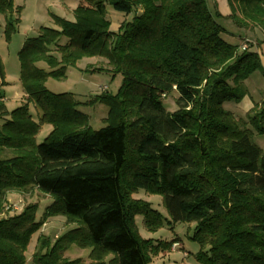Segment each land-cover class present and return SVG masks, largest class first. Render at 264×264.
Masks as SVG:
<instances>
[{
  "label": "trees",
  "instance_id": "trees-1",
  "mask_svg": "<svg viewBox=\"0 0 264 264\" xmlns=\"http://www.w3.org/2000/svg\"><path fill=\"white\" fill-rule=\"evenodd\" d=\"M227 1L237 28L264 32V0ZM102 3L125 16L116 30ZM14 11L13 0H0V12ZM54 19L57 29L41 27L19 52L24 97L39 121L28 104L7 109L0 60V153L12 154L0 159V264H26L32 236L58 216L74 227L38 238L32 264H86L65 257L72 246L89 250L87 264H152L176 240L138 235L137 217L150 231L165 220L133 197L140 189L163 197L169 224H195L199 264H264V151L224 108L241 100L261 53L226 42L208 0H80L73 21ZM84 58L106 65L91 72L123 78L115 95L89 101L108 108L100 130L74 94L45 86ZM172 93L178 108L168 112L163 96ZM250 123L264 132V98ZM44 124L52 130L37 143ZM32 188L53 198L42 220L36 204L7 216V195Z\"/></svg>",
  "mask_w": 264,
  "mask_h": 264
},
{
  "label": "rangeland",
  "instance_id": "rangeland-1",
  "mask_svg": "<svg viewBox=\"0 0 264 264\" xmlns=\"http://www.w3.org/2000/svg\"><path fill=\"white\" fill-rule=\"evenodd\" d=\"M80 0H13L15 11L4 14L0 12V60L5 74V85L2 92L5 97V104L9 111L28 104L29 112L36 121H39L40 112L33 103H27L23 88L20 82V60L19 52L25 41L29 38L38 36L41 27L57 29L54 17H60L68 21L74 20V10ZM208 0L209 11L215 17L216 21L225 29L222 38L231 45L237 46L238 51L242 52L241 45L244 40H249L248 49L261 53V68L253 72L242 83V98L239 102H226L224 108L230 113L231 118L244 130H247L252 136L253 142L264 151V132L260 133L250 120L258 111V107L264 98V32L259 27L252 30L240 29L235 26L229 18L231 9L229 5L225 6V0ZM228 3V1H227ZM106 3L98 6L100 12L105 17L106 24L116 30L125 20V17L107 12ZM225 8V9H224ZM216 12L220 17L216 16ZM37 66L45 71L50 67L45 62H38ZM91 66V67H90ZM102 67L106 65L97 58H84L76 66L67 68L65 78L58 80L50 77L46 80V88L54 94L71 93L83 104L79 110L89 116V125L93 130H100L106 126L105 119L108 117V108L101 104H92V99L108 90L109 94L115 95L122 85V76H113L106 71L91 72L90 68ZM105 87L107 89H105ZM177 95L172 93L163 98V105L168 112L177 110ZM52 128L44 124L37 136V143H42L50 134ZM12 154L8 151L0 153V159L10 158ZM135 199H141L151 204V208L157 211L165 219L163 227L155 231H150L145 227L143 217H137L136 231L144 240L171 242L176 240L182 246L181 249L162 252L153 259L152 264H199L195 256L199 253V245L191 239L195 224L194 223H170V219L164 206L163 197L155 194H148L140 189L133 195ZM53 203L51 195L32 188L31 191L21 194L11 192L7 195V207L17 206V211L6 210L7 216L20 213L25 206L29 204L37 205L36 219L41 221L48 206ZM5 215V216H6ZM72 225L66 224L64 217H52L45 221L43 226L32 236L27 248L26 264H32L33 254L38 245V238L41 236L54 239L69 229ZM184 252L188 256H184ZM89 250L79 249L72 246L65 254L68 259L82 258L86 264ZM113 258V256H110ZM106 264H109L108 262Z\"/></svg>",
  "mask_w": 264,
  "mask_h": 264
},
{
  "label": "built area",
  "instance_id": "built-area-1",
  "mask_svg": "<svg viewBox=\"0 0 264 264\" xmlns=\"http://www.w3.org/2000/svg\"><path fill=\"white\" fill-rule=\"evenodd\" d=\"M248 43H249V40H247V39L244 40L243 44L241 45V49H242L243 51L248 49ZM105 89H107V88L105 87ZM105 91H106V90H105ZM163 97H166V96L164 95ZM6 210L17 211V210H18V207L12 205L10 208L7 207ZM181 248H182L181 244H180L179 242H177V241H175V242L173 243V245H172V250H177V249H181ZM184 256L186 257V256H188V254H187L186 252H184Z\"/></svg>",
  "mask_w": 264,
  "mask_h": 264
},
{
  "label": "crops",
  "instance_id": "crops-1",
  "mask_svg": "<svg viewBox=\"0 0 264 264\" xmlns=\"http://www.w3.org/2000/svg\"><path fill=\"white\" fill-rule=\"evenodd\" d=\"M218 1H219V0H217V2H218ZM227 4H228V3H227V0H225V6H227ZM109 9H111L112 13H114V14H116V15H120V16H122V17H125V16H123L122 14H119V13L115 12V11L113 10L112 7L107 6L106 10H107V12L110 13ZM224 9H225V8H224ZM111 29H112V28H111Z\"/></svg>",
  "mask_w": 264,
  "mask_h": 264
}]
</instances>
